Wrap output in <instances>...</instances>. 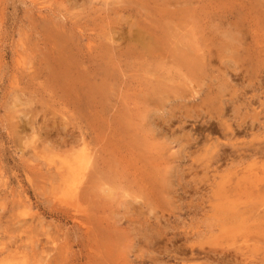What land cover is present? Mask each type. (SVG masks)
Returning <instances> with one entry per match:
<instances>
[{
  "label": "rangeland",
  "instance_id": "1",
  "mask_svg": "<svg viewBox=\"0 0 264 264\" xmlns=\"http://www.w3.org/2000/svg\"><path fill=\"white\" fill-rule=\"evenodd\" d=\"M0 264H264V0H0Z\"/></svg>",
  "mask_w": 264,
  "mask_h": 264
},
{
  "label": "bare ground",
  "instance_id": "2",
  "mask_svg": "<svg viewBox=\"0 0 264 264\" xmlns=\"http://www.w3.org/2000/svg\"><path fill=\"white\" fill-rule=\"evenodd\" d=\"M125 10V9H124ZM112 55V54H111ZM44 63V62H43ZM57 64V63H56ZM84 65V64H83ZM71 67V66H70ZM47 68V67H46ZM75 68V67H74ZM79 68V67H78ZM50 75V74H49ZM104 76H105V74H104ZM97 78V77H96ZM67 80V79H66ZM84 80H85V78H84ZM81 81V80H80ZM60 82V81H59ZM77 82V81H76ZM66 86V85H65ZM97 86V85H96ZM100 89V88H99ZM103 89V88H102ZM83 94V93H82ZM80 97V96H79ZM97 97V96H96ZM90 98V97H89ZM247 98V97H246ZM223 100V99H222ZM254 107V106H253ZM249 110V109H248ZM247 111V110H246ZM245 112V111H244ZM244 114V113H243ZM226 118V117H225ZM211 119V118H210ZM219 120V119H218ZM213 122V121H212ZM205 123V122H204ZM240 124V123H239ZM230 124H228V126H229ZM236 125V124H235ZM231 126V125H230ZM242 126V125H241ZM244 126V125H243ZM242 126V127H243ZM237 127H238V125H237ZM245 127V126H244ZM258 127V126H257ZM224 129H225V127H223ZM246 128H248V127H246ZM250 128V127H249ZM199 129V128H198ZM231 129V128H230ZM235 129V128H234ZM237 129H239V128H237ZM236 129V130H237ZM244 129V128H243ZM202 130V129H201ZM226 130V129H225ZM233 130V129H232ZM199 131H200V129H199ZM242 131H244V130H242ZM117 132V131H116ZM222 132V131H221ZM235 132V131H234ZM236 133V132H235ZM245 134V133H244ZM232 141V140H231ZM234 141V140H233ZM248 143V142H247ZM247 145V144H246ZM237 146V145H236ZM235 146V147H236ZM241 146V145H240ZM261 146H263V144L261 145ZM124 149V148H123ZM211 150V149H210ZM255 151V150H254ZM211 152V151H210ZM211 153H213V152H211ZM246 153H248V152H246ZM245 153V154H246ZM261 153V152H260ZM209 154V153H208ZM255 154V153H254ZM257 154V153H256ZM109 157V156H108ZM228 158V157H227ZM209 161V160H208ZM218 161V160H217ZM87 163V162H86ZM231 164V163H230ZM229 164V165H230ZM240 164V163H239ZM218 165V164H217ZM216 165V166H217ZM205 166V165H204ZM239 166V165H238ZM207 168V167H206ZM145 182V181H144ZM100 185V184H99ZM90 189V188H89ZM94 194V193H93ZM71 197V196H70ZM74 201V200H73ZM78 205V204H77ZM76 207V206H75ZM76 209V208H75ZM80 224V223H79ZM87 232V231H86ZM53 240V239H52ZM59 247V246H58ZM53 248V247H52ZM236 250V249H235ZM58 251V250H57ZM61 252V251H60ZM59 253V252H58ZM54 254V253H53ZM52 256V255H51ZM49 257H50V255H49ZM50 260H51V258H50ZM226 260V259H225ZM228 260V259H227Z\"/></svg>",
  "mask_w": 264,
  "mask_h": 264
}]
</instances>
